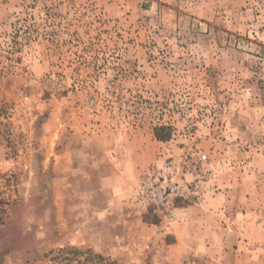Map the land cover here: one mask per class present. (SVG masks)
I'll return each instance as SVG.
<instances>
[{
	"label": "rangeland",
	"instance_id": "374dc122",
	"mask_svg": "<svg viewBox=\"0 0 264 264\" xmlns=\"http://www.w3.org/2000/svg\"><path fill=\"white\" fill-rule=\"evenodd\" d=\"M0 109V264H264V0H0ZM131 163L187 189L174 223ZM101 166L134 177L118 205ZM224 192L200 258L182 211Z\"/></svg>",
	"mask_w": 264,
	"mask_h": 264
},
{
	"label": "crops",
	"instance_id": "0c3cea01",
	"mask_svg": "<svg viewBox=\"0 0 264 264\" xmlns=\"http://www.w3.org/2000/svg\"><path fill=\"white\" fill-rule=\"evenodd\" d=\"M123 170L128 172L135 171V201L137 196V189L139 184V165L135 163V167L133 164H127L122 167ZM114 170V168H113ZM122 171L121 169L119 172ZM125 175L115 174L112 176L108 175V169L101 166L99 171V176H97L95 180H91V192L86 194H89L92 199L90 202L96 203L98 199L101 197H104L103 200H101L100 203H117L118 205L120 199H118L120 196H128L129 191L128 189L133 186L132 180L134 177H132L130 180L128 178L124 177ZM134 183V182H133ZM96 184L98 185L97 187ZM88 183H85V191ZM89 189V188H88ZM128 191V192H127ZM133 192V191H132ZM134 194V193H132ZM88 200H86L87 202ZM234 199L232 198L231 192H224L222 194H218L216 196L211 197L210 199H207L202 204L196 206V207H190L187 209H184L183 212V220H186L189 224L193 222H199V226H201L205 231H201L202 233V239H200L198 242L200 245L195 249L196 256L200 258H205L207 256L208 252V244L205 236L211 234V235H217L220 240L217 244L219 246H227L229 244V240L225 241V233L222 230L225 226H223V222L226 220V213H228V210L234 206ZM106 205V204H105ZM138 208V206L135 204V209ZM113 213V209H107V207L104 208L102 204L99 205V210L94 212L96 216H98L99 219L102 220H111L109 217L110 214ZM193 213H197L198 215L196 217H193ZM92 215V212L90 213ZM91 215L89 216L91 218ZM214 236V237H215ZM179 239L177 238V241ZM225 242V244H224ZM227 244V245H226Z\"/></svg>",
	"mask_w": 264,
	"mask_h": 264
},
{
	"label": "built area",
	"instance_id": "2783aa9c",
	"mask_svg": "<svg viewBox=\"0 0 264 264\" xmlns=\"http://www.w3.org/2000/svg\"><path fill=\"white\" fill-rule=\"evenodd\" d=\"M137 190V202L146 210L152 209L167 225L176 220V199L187 192L171 168L146 174Z\"/></svg>",
	"mask_w": 264,
	"mask_h": 264
},
{
	"label": "trees",
	"instance_id": "16d2710c",
	"mask_svg": "<svg viewBox=\"0 0 264 264\" xmlns=\"http://www.w3.org/2000/svg\"><path fill=\"white\" fill-rule=\"evenodd\" d=\"M3 111L0 109V118L2 116ZM171 129L167 127H161L155 129V138L158 141H168L170 138Z\"/></svg>",
	"mask_w": 264,
	"mask_h": 264
}]
</instances>
